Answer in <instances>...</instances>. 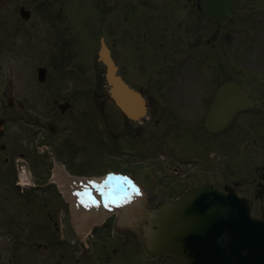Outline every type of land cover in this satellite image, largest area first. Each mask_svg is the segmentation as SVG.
I'll return each mask as SVG.
<instances>
[{"label":"rangeland","instance_id":"obj_1","mask_svg":"<svg viewBox=\"0 0 264 264\" xmlns=\"http://www.w3.org/2000/svg\"><path fill=\"white\" fill-rule=\"evenodd\" d=\"M69 4L80 7V10L87 6L86 0L68 1ZM153 0H138L136 1L135 8H131L128 0H120L118 8H113L109 11L107 22L103 25L102 32L105 33L108 42H110L116 54L121 56L120 59L123 62L125 73L133 83H142L150 90L149 93L161 94L166 90L169 92L168 87L170 82L167 81L163 84L162 88L155 91V87L159 84V80L156 82L152 76V70L157 66H161L164 61L161 57L163 54L171 56V44L168 41L163 40L157 33L154 32L152 26L147 23V19L144 17L142 12L148 14L152 10ZM159 3L160 0H156L155 3ZM238 16L237 22L240 20L246 21V26H240L238 32L240 33L239 40H242L236 47L238 53L248 54L251 51V45L255 50L260 48L264 42V31L257 35L254 27H259V23H254L253 19L249 21L250 16L254 15L258 20H264V0H238ZM161 7V6H160ZM65 8V7H64ZM63 8V17L56 19V33L57 29H60L59 37H56L55 32H51L52 23L48 20H43L40 24L39 30L31 31L29 29V44L31 42H41L43 46L40 51L38 61H33V65L28 66L27 62L12 66L11 69L0 66V85L6 83V95L2 99V107L6 110V113L12 116L15 113L25 111L27 108L26 102L22 101L23 87H26V92H44V97L39 103L37 94L30 95L29 102L30 107L35 110L40 109L41 118L39 123L42 126V131L26 130L23 128L22 120H12L5 125L6 135L3 137L4 141L8 144V155L11 153L12 147L15 148L14 156L18 157V151L22 148L37 153L35 156L25 158L32 170V175L35 182L44 184L50 177V166L48 160V152L50 147L55 145L58 152L62 157L69 161L70 170L76 174L92 176L101 175L104 169L109 167L111 169L122 170L126 169L132 171L138 177H142V171L139 169V165L136 159L131 154H124L122 148L118 145L108 144L102 146L100 131L97 127L92 125L99 119L97 112L93 108L86 106V100H82L77 94L79 91L85 94H89L87 90L93 92L96 89V84L99 75V67L96 59L95 52L98 48L97 37L93 36V21L96 25L102 20L97 14L93 16L96 18H78L77 24L73 25L65 16V9ZM159 8V7H157ZM170 5L165 6L166 11L170 10ZM69 9V8H68ZM171 11V10H170ZM135 12V14H133ZM254 14H252V13ZM69 14H72L70 9ZM174 13V12H170ZM241 17V18H240ZM155 21V20H154ZM184 22L185 19L180 20ZM244 24V25H245ZM43 27V30L41 28ZM128 29H130L128 31ZM101 31V30H100ZM100 31L98 33H100ZM247 33H251L256 36L257 40H253V36L249 35L244 37ZM52 34V37H56V48L53 46L55 41L48 36ZM97 34V33H96ZM130 34V35H129ZM40 36L42 39H40ZM109 43V44H110ZM132 43V44H131ZM213 48L204 50V53L209 52L205 55L206 58L212 59L211 53ZM64 54V55H63ZM1 58L6 57V51L0 52ZM65 58L62 61V57ZM36 57V56H35ZM7 58V57H6ZM65 62L64 66H56V73L59 72L60 77H54L51 74V81L43 82L41 84L37 80L36 76V64L45 65L49 70L53 69L52 60ZM31 61V60H30ZM207 60L206 62H208ZM133 62V63H132ZM145 62L147 65L142 67L141 75H137L136 63ZM30 70V72H29ZM54 70V69H53ZM53 72V71H52ZM173 72V70H171ZM176 73L180 74V70L176 69ZM3 74L9 75V80L3 81ZM208 86H213L215 76H213V68H206ZM31 75V76H30ZM197 72L186 71V75H183L178 79L176 85L180 87V96L184 97L190 91L196 89L197 84L200 83ZM19 77V79H18ZM197 80V81H196ZM144 81V82H143ZM196 81V83H194ZM100 83V82H99ZM171 83H174V77ZM78 85L75 93L70 95L67 94V87L70 85ZM23 86V87H22ZM52 86V90H51ZM99 93L102 92L101 87L97 85ZM56 94V95H55ZM12 96L14 99V106L12 109L7 108L6 100L7 97ZM57 96L63 100H66L71 105V111L65 112L66 108L61 109L62 113L58 110L57 105L54 103L53 98L58 99ZM101 96V94H100ZM210 94L207 90H204V98L198 97L199 104H205ZM59 100V99H58ZM101 101V99L99 100ZM86 109V110H85ZM107 109H109L107 107ZM39 112V111H38ZM56 116H55V113ZM203 112V109H196L195 115H199ZM32 111H29V115L25 117V122L35 124L29 120H34ZM64 114V115H63ZM261 116L264 115V109L259 112ZM109 117L111 124L114 127L121 125L127 126L126 132H123L127 137L131 134H138L139 142L142 145L151 144L150 138L144 136L143 131H147L146 127H132L130 125L133 122L129 120L119 121V114H111ZM65 120V121H64ZM56 122H66L69 129L74 132L80 139L75 140L76 136L72 133L68 135V141L61 144V137L56 141V136L52 138V126ZM234 125V124H233ZM49 127V128H48ZM50 131V142L51 146L39 144L44 138L45 132ZM199 133L196 138L199 142L204 143L205 139L201 136L202 130H197ZM181 130H177L176 136L180 138L183 136ZM150 137L153 135L150 133ZM251 140V139H250ZM263 139H258L256 142H261ZM3 139L0 140V143ZM255 143V142H254ZM205 144V143H204ZM255 146V145H254ZM260 146V145H259ZM151 147V146H150ZM45 151V155H41V151ZM40 151V152H39ZM20 152V151H19ZM202 155L209 154V149L205 148ZM40 155L42 157H40ZM162 155L164 157L169 155V151L163 150ZM3 153L0 152V157ZM39 156V158H38ZM206 156V157H207ZM149 158L147 156H141L138 158L139 162L148 163ZM15 164V159H14ZM264 166V165H262ZM49 175V176H48ZM146 181L157 193V196H162L166 192H178L180 190V184L168 185V188L164 189L163 184L152 179L150 176L145 177ZM0 177V190L6 189V193L3 195L0 193V264H56V242L54 237L57 234H66L68 232L66 218L62 214V208L64 205H60L59 196L56 191L47 190V185L44 189L38 191H24L20 192L14 187L12 182L15 180L14 174L9 178L8 183H2ZM186 185L185 183H181ZM49 186H52L49 184ZM52 188V187H51ZM8 189L10 191H8ZM56 193V194H55ZM4 196V197H3ZM59 225V226H58ZM58 226V227H56ZM67 235V234H66ZM81 255H77L75 258L78 261H82ZM60 264H66L64 258L60 259ZM69 264V263H68Z\"/></svg>","mask_w":264,"mask_h":264},{"label":"water","instance_id":"obj_2","mask_svg":"<svg viewBox=\"0 0 264 264\" xmlns=\"http://www.w3.org/2000/svg\"><path fill=\"white\" fill-rule=\"evenodd\" d=\"M230 1L231 0H229L228 5L229 9L231 7ZM99 58L105 62L108 67L107 79L110 85L112 98L127 114H133L135 101L138 103L136 104L137 108H139V105H142V103L139 102V99L137 100L131 92L126 90L123 83L115 74L108 50L103 43H101L99 49ZM229 92L232 93V96L226 97L225 95ZM245 102L246 99L243 93H241L235 83L222 84L217 96L211 104L209 111L210 116L207 119L206 126L209 129H214L212 119L218 107H228L230 113L232 110L234 111L236 107L245 104ZM229 113L225 114L223 119L229 116ZM240 205L241 202L239 198L233 194L230 196L207 187L195 188L187 192L177 202L170 203L169 208L164 209L161 214H157L154 223L158 229L152 237L147 239V246L154 252L170 253L182 259L186 264H214L211 259L212 253L210 251L215 246L221 244L222 239H219V236H222L224 233L229 242L233 240L232 243L230 242V245L237 244L238 248L235 249V251L239 252L242 257H246L249 253H252L257 259H260L262 263H264V248L261 249L262 246L255 248L253 245V240L259 238L258 233L264 235V223L251 222L252 220L248 217L247 211L245 212L244 210V212H242L238 210ZM233 207L238 209H231ZM228 213L232 214L233 219L223 224H213V219L216 221L217 218H225ZM244 222H246V224ZM206 225L210 226L206 232L211 234V240L206 250L207 254L205 255V259L196 262V255L193 249L199 247L201 237L197 236L198 240L194 243L189 241L192 244L187 242V238H192L189 234L196 233L197 231L204 234L203 228ZM245 225H248L249 228H245ZM253 229H257L258 233L257 231L253 233ZM244 239L252 241L248 243ZM193 261L195 263H193Z\"/></svg>","mask_w":264,"mask_h":264},{"label":"flooded vegetation","instance_id":"obj_3","mask_svg":"<svg viewBox=\"0 0 264 264\" xmlns=\"http://www.w3.org/2000/svg\"><path fill=\"white\" fill-rule=\"evenodd\" d=\"M66 0H0V43L1 47L6 49L7 56H11L13 59H18V57L21 56V52L18 48H13L14 44H20L23 48L22 43H18L17 39L21 38L22 40H25L28 38V29L29 27L38 30L40 21H42V16L44 14L45 7L46 8H52L56 9V12H54V15L50 18L53 19V23H55L54 28H56V19L60 16V7L56 6V3L59 2L60 4ZM103 3H105L107 0H101ZM138 1V0H136ZM156 0L153 2V7L150 11L152 13V16L156 15L155 9L157 8V3H155ZM161 1V0H160ZM160 3V2H159ZM24 9L28 11L27 18L24 19L21 10ZM104 15L106 10L104 9ZM5 43V46H4ZM24 49V48H23ZM113 55V54H112ZM163 60H170V55L163 54L162 55ZM169 57V58H167ZM10 60H4L0 58V63L7 64L10 62ZM218 63V61L216 60ZM217 73L220 72L219 64H218V70ZM172 77H180V75L176 72L173 73ZM171 77V78H172ZM218 75L215 76L217 78ZM146 89L147 87L144 86ZM198 95L203 96L204 91L198 93ZM188 180L182 181V183H187ZM180 190L184 189L186 186L184 184L179 185ZM179 190V191H180ZM264 205V204H263ZM264 208V207H263ZM107 236H103L102 240H106ZM108 255L105 254V256L98 255L95 258L101 259L102 263H107V260L105 259ZM105 257V258H104ZM149 259H153L152 257H149ZM138 257L131 252H120L118 260H116L115 264H137ZM140 264V263H139ZM151 264V263H150Z\"/></svg>","mask_w":264,"mask_h":264},{"label":"bare ground","instance_id":"obj_4","mask_svg":"<svg viewBox=\"0 0 264 264\" xmlns=\"http://www.w3.org/2000/svg\"><path fill=\"white\" fill-rule=\"evenodd\" d=\"M60 181V177L58 176V175H54L53 176V181ZM60 183V182H59ZM64 192V191H63ZM65 193H66V195H68V196H70L71 198H72V200H73V202L75 201L76 203H77V200H76V197L74 196V198L71 196V191L69 190V188H66L65 189ZM88 217V216H87ZM86 217V218H87ZM85 217L83 218V220H82V222L84 223V224H86L87 222H89V220H90V218H88V220H85L86 219Z\"/></svg>","mask_w":264,"mask_h":264}]
</instances>
